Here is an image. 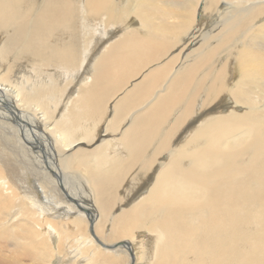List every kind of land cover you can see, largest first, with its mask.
Here are the masks:
<instances>
[{"label": "bare ground", "instance_id": "1", "mask_svg": "<svg viewBox=\"0 0 264 264\" xmlns=\"http://www.w3.org/2000/svg\"><path fill=\"white\" fill-rule=\"evenodd\" d=\"M0 137V260L264 264V0H0Z\"/></svg>", "mask_w": 264, "mask_h": 264}, {"label": "rangeland", "instance_id": "2", "mask_svg": "<svg viewBox=\"0 0 264 264\" xmlns=\"http://www.w3.org/2000/svg\"><path fill=\"white\" fill-rule=\"evenodd\" d=\"M198 17V16H197ZM204 18H206L207 20H209L210 19V16H204L203 18H199L200 19V22H203L204 21ZM0 141H1V137H0ZM1 145V144H0ZM2 145L0 146V152L2 151L1 149H2ZM30 172H28V174H29ZM34 180H35V177L33 176V175H28V178H25V181H28L29 182V186H33V184H34ZM32 191H34V189H33V187H32V189H31ZM62 213H63V211H61ZM20 227V226H19ZM22 228H24V229H27L28 227L27 226H21ZM19 230H21V229H19ZM21 232H24V231H21ZM91 233V232H90ZM71 238V237H70ZM2 241H4V239L2 240ZM8 242V241H7ZM8 244V243H7ZM6 250V249H5ZM7 251V250H6ZM6 251H4V252H6ZM131 257H132V255H131ZM133 258V257H132ZM125 259H127V258H125ZM134 259V258H133ZM8 259L7 260H0V264H9L8 262ZM125 261V260H124ZM123 261V262H124ZM24 262H27V263H29V260H25ZM75 262V263H74ZM127 262V261H126ZM125 262V263H126ZM77 263H80V262H77V261H68L67 262V264H77ZM52 264H61L60 262H59V260H58V258H54V262L52 263ZM123 264V263H122ZM132 264H134V262L132 263Z\"/></svg>", "mask_w": 264, "mask_h": 264}]
</instances>
